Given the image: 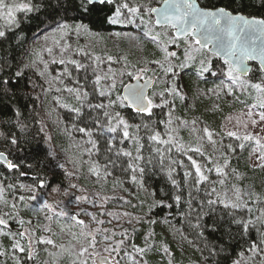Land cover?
<instances>
[{
    "label": "trees",
    "instance_id": "1",
    "mask_svg": "<svg viewBox=\"0 0 264 264\" xmlns=\"http://www.w3.org/2000/svg\"><path fill=\"white\" fill-rule=\"evenodd\" d=\"M198 1L204 6L223 5L233 11L264 16V10L248 6L249 0H243V4L241 0ZM22 2L31 3L34 11L14 13L13 23H9L5 16H0V31L5 32V36L0 37V150L6 152L16 166L9 169L0 163V184L6 200L25 205L22 210L23 216L7 212L8 217L10 216L5 218L8 224H13V218L30 219L37 215L36 211L31 213L25 202L30 200L28 199L30 195L37 196L38 191H43L52 199L50 204L53 206V211L49 212L48 209L41 208V205L37 208L39 207L46 216H52L50 221L56 226L57 231L61 230V222H64L62 217L71 225L77 226L76 228L83 229V225L76 223L80 219L73 213L78 208L73 209L72 206H78L76 204L78 197L92 192L91 195L105 199L108 206L104 210L108 214L113 213L114 216L121 218L118 230L108 231V228L104 229L100 225L98 232L102 237H107L113 245H120L119 258L123 262L130 259L140 264H155L157 260H159L157 264H168L169 261L177 264H199V261L208 264H217V261L219 264H233L241 254L264 258V254H253L249 251V246L253 242H260L264 227L256 225L248 233L240 236L237 235L235 226L229 227L228 224L232 215L250 219L259 214V209L264 208V167L251 162L250 153L256 146L253 142H242L240 138L230 137L220 129L223 117L228 111L248 104L259 106L262 97L258 96L251 87L255 83L264 84V72L259 66L254 63L248 76L234 73L237 80L233 83L227 76L228 65L224 64L223 59L211 55L204 49L202 50L203 58L200 61L210 60L211 70L219 74L212 76L204 73L203 76L198 77L196 73L200 64L179 70L180 75L173 80V83L180 89L184 99L165 93V99L170 102L171 113L169 114V107L153 108L152 116L149 118L147 114L137 115L131 109L120 106L121 85L119 83L112 96L97 97L94 92V75L89 73L91 69L77 70L76 65L70 63L65 70L62 69V73L74 85V91L57 94L65 105L71 104L70 109L62 106L63 114L61 115L62 124L69 130L68 134L51 129L46 123V93L48 90L51 93L56 91L48 88L46 80L36 68L24 67L25 64L22 62L32 38L39 32L52 28L55 23L49 19V9L45 7L46 0H5L8 5ZM127 2L132 6L136 4L150 7L157 0H127ZM120 28L132 27L122 24H97L91 31L106 34ZM153 28L162 27L155 25ZM169 28L171 27H167L171 32ZM142 35L147 39V58L152 61L162 60L159 56V48L162 47V44H159L160 39L156 38L153 41L151 33L146 35L145 31ZM178 50L181 49L178 48ZM112 69L122 82L130 78L127 73L131 71L128 69H120L119 66L115 69L113 66ZM17 72L22 74L17 76ZM169 75L164 74L163 78L168 79ZM67 80L64 84H67ZM165 82L169 84V81ZM230 88L232 93L229 95ZM84 92L88 93L87 97L83 95ZM111 101L116 103L109 106ZM160 103L161 97L160 102L156 104ZM96 104H104L106 107L103 109L89 107ZM105 111L110 117H115V113L119 112L130 125L129 131L133 139L124 140L121 143L122 130L101 136L96 124L99 120L107 126L108 121L104 118ZM169 120L171 124L166 123ZM112 123L116 124V120L113 119ZM145 123L149 124L148 130L143 127ZM136 125H140V128L137 129ZM82 128L85 129L84 132L80 131ZM204 128L212 132L214 143L204 135ZM157 131L165 140L171 137L174 144H181L180 139L177 138L179 134H190V132L199 134L204 155L201 156L195 152H188L185 155L176 151L174 145H158L164 152L163 163H161V157L153 150L157 145L148 139L149 135ZM111 137L114 139L109 145L108 140ZM78 139L84 141L85 148L75 145ZM13 140L16 143H12ZM93 141H95V147H93ZM140 145H143L141 154L144 160L137 162L136 147ZM183 146L185 150L190 148L184 144ZM169 147H171L170 152L166 151ZM65 149H69V154L77 156L80 160L79 154L85 155L93 167L92 171L87 174L82 167H78V164L76 167L73 166L70 158L64 155ZM257 149L264 155V145H257ZM123 152H131L132 158L124 156ZM189 156L208 177V180L201 185L194 184L195 168ZM150 158L152 163L148 164L147 161ZM225 160L228 162L226 167ZM129 163L134 165L139 163L145 171L133 172L129 168ZM80 164L83 166L84 163ZM216 167H220L224 174H217ZM170 168L172 177L180 185L178 189L173 188L168 178ZM209 169L212 170L209 171ZM185 172L191 173L187 182ZM134 176L135 179H133ZM40 180L45 182L43 188L37 186ZM21 185L25 187L22 188ZM77 185L80 186L79 189ZM213 188L215 192H212ZM81 191L85 192L81 194ZM237 192L240 195V201L236 200ZM176 194L181 195L179 203L174 200ZM20 197L24 199L21 200ZM217 197L228 203L248 202L252 212L249 214L247 208L225 209L222 204H217L214 206L211 218L209 215L201 214L198 221V210L204 207L205 212H208L207 200ZM161 200L172 206H156ZM189 201H191V208H189ZM70 204L73 205L70 206ZM58 208H63L68 215H58L62 211ZM111 208H116L117 211ZM41 212L39 214L44 215ZM73 216L77 220H73ZM132 216L135 220L133 224L130 221ZM126 217L131 226L122 222ZM161 220L173 232V236L161 238L157 235V239H163L159 240L162 242L160 248L154 247L148 252H137L135 249H142L138 239H141L143 233L149 230L161 232L157 229ZM198 222L201 225L199 228L195 227ZM214 222L220 225L217 231H212L210 227ZM6 229L12 234L19 233L13 232L12 226ZM71 231L76 233L74 229ZM229 231L235 239L229 238L226 234ZM15 237L20 236L15 235ZM7 239L8 237L4 236L0 246V251H3V246L5 247L3 251L5 254L8 246ZM35 239L34 249L43 257L49 249V244L39 243L43 237L36 236ZM222 247L224 251H220ZM261 247L264 248V245ZM164 248L168 249L167 254ZM213 249H215V255H211ZM18 255L23 264L29 262L26 259V252H18ZM61 262L70 264L71 258L66 259L62 256ZM0 264H14V260L6 254L0 256ZM72 264H78V262L74 261Z\"/></svg>",
    "mask_w": 264,
    "mask_h": 264
},
{
    "label": "rangeland",
    "instance_id": "2",
    "mask_svg": "<svg viewBox=\"0 0 264 264\" xmlns=\"http://www.w3.org/2000/svg\"><path fill=\"white\" fill-rule=\"evenodd\" d=\"M160 1L161 0H157L156 3H159ZM129 5L132 6L130 3ZM132 7L142 6L135 4ZM142 8L143 11H141L138 17L135 18L134 23L122 24L129 25L132 28L113 29L106 34L90 31L88 33L77 35L75 32L64 34L57 30L55 25L52 28L39 32L32 38L22 62L25 64L24 67L30 66L36 68L46 80L48 88L56 91L55 93H51L48 90L46 93L45 112L46 123L49 128L61 132H67L69 134V130H67L62 124L61 115L63 114L62 106L64 105V108L70 109L71 104L68 103V105H65V103L59 99V95L57 94L66 93L68 89L74 91V85L70 80L68 81L62 73V69L65 70L66 67L70 65L68 62L70 60H74L79 64L84 65V69L90 68L92 70H90L89 73L91 75L93 73L94 75V92L97 97H101L100 92L105 93L104 97L112 96L118 83L122 86L124 82L131 79L128 78L122 82L121 78L117 77L115 71L112 69L113 66L114 69L117 66H119L120 69H128V71L140 75L142 78H154L155 84L151 88V93H149V98H152L154 103L160 102L159 93L164 92L165 88H170L173 84V78L171 75H169L168 79L163 78L169 64L180 65L182 62H185L186 56L188 55L192 57V60L188 61L189 66L200 64V60L203 58V51L194 50L199 48V46L193 44L192 49H189L183 37L175 43L171 42L172 37L169 34L172 33V28H169L171 32L167 29L169 26L154 29L153 26L155 25L153 24V17L151 14L147 13V9L150 7L144 6ZM125 14L127 15L126 10ZM139 17H142L143 23L140 22ZM144 31L145 33H151L152 37L160 39L159 44H162V47L159 48V56L162 60H156L159 62L161 61L159 64L153 63L152 60L147 58V39L142 35ZM178 48L181 50H178ZM49 49L52 51L49 52ZM171 52H175L176 56L168 57V59H166V54ZM108 57H111L112 59L109 60ZM61 59H63L65 63H59ZM141 68L146 69V71L143 73L139 72V69ZM179 70L181 69L177 67L176 71L178 73L180 72ZM97 76L100 77L98 83L96 82ZM66 80L68 82L67 84H64V81ZM165 81H169V84L167 85ZM112 84H115V87H111ZM253 91L256 92L258 96L262 97L256 89L253 88ZM249 109L253 112L251 117L247 115ZM260 113H264V108L259 106L253 107V104H248L238 109L228 111L223 117L220 126V129L224 134L227 135L228 132H234L236 133V136L234 137H239L242 142H253L256 145L250 153V159L252 164L257 165L263 163V161L258 159L262 154L257 149V145H264V122L259 119ZM252 120H256L258 123L253 125ZM246 135L252 138L245 140L244 137ZM177 138L180 139L182 145L202 148L199 134L190 132V134H179ZM257 140H259V144L257 143ZM70 145L71 144H69V146ZM75 145L77 147L79 145L85 148V146H83L84 141L81 139H78ZM69 152V149H65L64 155L66 158H70L73 166L76 167L78 164V167H82L87 174L92 171L93 167L91 163L88 162L85 155L79 154V157L81 158L80 160L77 156L74 157V155H70ZM81 162L84 163L83 166L80 164ZM79 187L80 186L77 185V189H79ZM0 189H3L1 184ZM38 192L44 193L46 201L51 203L52 199L45 192ZM84 192L85 191H81L80 193L82 194ZM90 193L85 194L80 197V199H76V204H78L77 207L70 204L73 209L78 208V210L73 213L84 222L83 229L76 228L77 226L71 225L62 217L65 223L61 222V230L57 231L53 222L46 219V214L41 212L39 207L37 208V206L41 205L39 198L36 200H27L25 202V204H28L31 213L36 211L37 215H34L30 219L13 218V224H8V227L12 226L14 230L13 232L18 231L19 233H25L23 239L15 237V240L20 241L21 245L27 249L26 259L29 260V262H26V264H62V256H65L66 259L71 258L70 264L74 261H77L78 264H98L96 263V257L98 255L108 256L114 264H116L117 261L118 264H140L136 260L130 261L129 259L125 262L120 260L119 253L117 254V252L111 251V249L116 246L113 245L107 237L104 238L99 234L98 227H100V225H102V228L104 229L108 228V231H113L114 229L118 230V227L121 224V218L119 216H114L113 213L108 214L104 210L105 207L108 206L105 199H101L100 196L91 195ZM0 196H2V199H0V216L10 218V216L8 217V215H4L7 212L23 216L22 210L25 205L12 201L9 202L4 198L3 191L0 193ZM13 203L16 204L15 208L12 207ZM58 209L65 212L63 208ZM111 210L117 211L116 208H111ZM40 212L44 215L41 216L39 214ZM96 216H98V218H96ZM127 219L128 217L124 218L122 222L129 224ZM21 221H23V223H21ZM101 221L102 223H100ZM130 221L132 224L134 223L135 220L133 216ZM131 225L129 224V226ZM0 229L11 233V231L3 228V226H0ZM45 229L48 230L46 231ZM72 229L76 231L75 234L72 233ZM157 229L161 232L149 230L146 233H143L141 239H138L140 247L144 249L145 252L150 251L154 247H161L162 242H159V240L163 239H157V235H160L161 238L173 236V232L166 226V223L163 220L160 221ZM4 236L8 237V246L6 248V254H8V257L14 260V264H17V261H19V264H23L24 262L20 261V256L18 255L19 251L12 248L14 243L13 238L9 235H0V246H2L1 239ZM36 236L43 237L44 240L50 239L53 241L52 244L48 245L49 249L44 253L43 257H41L40 252H37L36 249H34ZM93 240H95L94 244L92 243ZM85 249L86 251H84ZM4 250L5 247L3 246V251ZM29 253H31V258H29ZM33 257H35V259H33ZM237 261H239V264H264V258L262 256L254 258L251 254H243ZM157 263H159V260H157L155 264ZM168 264L177 263L169 261ZM199 264L208 263L199 261Z\"/></svg>",
    "mask_w": 264,
    "mask_h": 264
},
{
    "label": "snow or ice",
    "instance_id": "3",
    "mask_svg": "<svg viewBox=\"0 0 264 264\" xmlns=\"http://www.w3.org/2000/svg\"><path fill=\"white\" fill-rule=\"evenodd\" d=\"M241 3L243 4V0H241ZM113 6L115 7L113 8ZM248 6L257 8L258 10H264V0H258V2L257 0H249ZM45 7L49 9V19H51L55 23L57 30L64 34L75 32L77 35L90 32L93 26L97 24L116 25L134 23L135 18H137L139 13L143 11L142 7L130 6L127 0H46ZM5 10L8 22L13 23L15 21L14 13L32 12L34 11V6L29 2L14 3L12 5H8L5 3V0H0V16H5ZM125 10L127 12V15L125 14ZM147 13H155L157 15L158 18L155 20L156 26L163 27L167 25L174 29V32L169 34L172 37L171 42L175 43L177 40L183 37L189 49H192L193 44H195L198 45L199 48L194 50L200 51L206 49L211 55L223 58L224 64L228 65L227 76L232 79L233 83H235L237 80V77L234 75V73H247L248 69L243 67L246 60L255 59L257 56H259L262 59V62H264V18H255V16L252 14H249V16L246 17L243 12H234L229 10L227 7L214 9L201 8L198 7L196 0H163L162 9L150 7L147 9ZM139 19L140 22L143 23L142 17H139ZM145 34L147 35V33ZM4 36L5 32L0 31V37ZM152 39L153 41H155L156 37H152ZM257 40H260L259 47L257 46ZM48 51L51 52L52 50L49 49ZM175 56L176 53L171 52L167 53L165 58L168 59V57ZM108 59L111 60L112 58L108 57ZM190 60H192V57L188 55L186 56L185 62H182L178 66L169 64V67L165 71V76H168L170 74L173 80H175L180 75V73L176 71V67H179L181 70H183L189 67L188 61ZM68 62L75 64L77 70L85 67L84 65H81L74 60H70ZM59 63L63 64L65 63V61L61 59ZM153 63L159 64L160 62L153 61ZM261 70L264 71V69ZM144 71H146V69H139V72L141 73H143ZM204 73H208L212 76H216L219 74L218 72H214L211 70L210 60L200 62V67L197 70L196 75L199 77L203 76ZM21 74L22 73L17 72L16 75L20 76ZM121 75H123V73ZM127 75L137 81L142 79V76L136 75L133 72H128ZM99 80L100 77L97 76L96 82L98 83ZM5 83H7V81H5ZM150 83H152L150 80H146L143 84L137 83L132 85H125V94L119 98L120 106L131 109L137 115L147 114V116L150 118L152 116L153 108L169 107V114L171 113L170 102L165 99V93L173 97L179 96L181 100L184 99V97L181 95L180 89L175 83H173L170 88L165 89V92L159 93L161 97V103L156 104L154 103V100L152 98H149L145 92V89L149 86ZM111 87H115V84H112ZM251 87L256 89L257 92L261 94L262 99L259 103V107L264 108V84L255 83L252 84ZM68 91H72V89H68ZM231 93L232 89L230 88L228 94L230 95ZM83 95L87 97L88 93L84 92ZM100 95L104 96L105 93L100 92ZM77 98H80L79 91L77 92ZM115 103V101H111L109 106L114 105ZM89 107L103 109L106 106L104 104H96L89 105ZM253 107H256V105H253ZM247 115L249 117L253 115L251 109H249ZM104 118L108 121L107 126H105L99 120L96 124L97 130L101 136H103L105 133H117L118 130H122L123 139L121 140V143H123L124 140L133 139L132 134L129 131L130 125L123 117H121L119 112L115 113V117H110L109 113L105 111ZM113 119L116 120V124L112 123ZM259 119L260 121L264 122V113L259 114ZM161 123L165 122L161 121ZM166 123L171 124V120L167 121ZM257 123L258 122L256 120H252L253 125H256ZM193 124H195V121H193ZM143 127L145 128V130H148L149 124L145 123ZM136 128L139 129L140 125H136ZM80 131L84 132L85 129L82 128L80 129ZM203 132L207 139L214 143V141H212V132L208 128H204ZM90 134L91 133H89V135ZM227 135L230 137H234L236 136V133L228 132ZM236 138L239 139V137ZM251 138L252 137L248 135L244 137L245 140ZM113 139L114 137L109 138V145H111ZM148 139L150 142L157 145L153 150L157 155L161 157V163H163L164 152L158 145H174L176 151L182 152L185 155L188 152H195L200 154L201 156L204 155L200 147H190L185 150L183 145L174 144V141L171 139V137L167 140L163 139L158 131L149 135ZM12 143H16V141L13 140ZM92 143L93 147H95V141H93ZM257 143L259 144V140H257ZM241 147H243V145H241ZM142 148L143 145L136 147L137 155L135 156V160L137 162L144 160V157L141 154ZM166 151L170 152L171 147L167 148ZM122 154L129 158H132L131 152H123ZM3 155V153H0V157H3ZM189 159L192 160L190 156ZM258 159L264 161V155L259 156ZM147 163L151 164L152 159H148ZM227 163L228 162L225 160V167L227 166ZM7 166L9 169L16 167L10 162L7 163ZM192 166L195 168V185H201L203 182L208 180V177L203 173L201 167L197 165L195 160H192ZM258 166L264 167V163H261ZM129 168L132 169L133 172L139 170L141 173H143L145 171V168L141 167L139 163L135 165L129 163ZM211 170L212 169H209V171ZM171 171L172 170L170 168L168 178L171 181L173 188L178 189L180 185L177 183L176 179L172 177ZM215 171L217 172V174H224L223 170L220 167H216ZM184 175L185 181L187 182L188 178L191 176V173L185 172ZM133 179H135V176L133 177ZM221 183H223V181H221ZM37 186L39 188H43L45 186V182L43 180H40ZM21 187L23 188L25 186L21 185ZM72 187H75V185H72ZM189 187H192V185H189ZM197 190L199 189L197 188ZM2 191L3 189H0V193H2ZM215 191V188H213L212 192ZM189 195L191 196V192H189ZM209 196H211V194H209ZM0 199H2V196H0ZM20 199L23 200L24 197H20ZM28 199L36 200L37 196L30 195ZM77 199L80 198L78 197ZM240 199V195L237 192L236 200L240 201ZM174 200L176 203H179L181 201V195L176 194L174 196ZM188 204L189 208H191V201H189ZM217 204H222L225 209L247 208L249 214H251L252 212V209L249 206L248 202L228 203L220 199L219 197H217L216 199L209 198L207 200L208 212H205L204 207H201L197 212L198 221L201 214L209 215V217L211 218V213L214 211V206ZM156 206L171 207L172 205L165 204V202L161 200ZM12 207L15 208L16 204L13 203ZM41 208L48 209L49 212L53 211V206L47 201L41 204ZM258 212V215L250 219L238 218L235 215H232V218L228 221L229 227L234 225L237 229V235L240 236L248 233L250 229L256 225L264 227V208L259 209ZM4 215L7 216L9 214L5 213ZM58 215L65 216L67 215V213L61 211L60 213H58ZM46 219L51 220L52 216H46ZM72 219L77 220L75 216H73ZM21 223H23V221H21ZM77 223L83 225L84 222L82 220H77ZM100 223H102V221ZM0 226H3V228L8 227L7 220L2 216H0ZM195 227H201L200 223L198 222ZM210 227L212 231H217L220 225L214 222ZM45 230L47 231L48 229ZM226 234L230 239H235V236L231 233V231ZM0 235H9L11 238H13L14 243L12 245V248L14 250L19 251L20 253H24L27 251V249L21 245L20 241L15 240V235H19L21 239H23V237L25 236L24 232L12 234L3 231V229H0ZM261 237L262 238L259 243L253 242L249 246V251L253 254H264V248L261 247V245H264V233H261ZM39 243L52 244L53 241L50 239H41ZM92 243L94 244L95 240H93ZM135 250L139 253L144 252V249L140 248H137ZM84 251H86V249ZM111 251L117 252L118 254L120 251V245L117 244L116 247L111 249ZM220 251H224V248L222 247ZM164 252L167 254L168 249L164 248ZM215 254V249H213L211 255ZM2 255H5V253L0 251V256ZM29 258H31V253H29ZM17 264H19V261H17ZM99 264H111V262L107 258H102L99 261ZM116 264H118V261L116 262ZM217 264H219L218 261ZM233 264H239V261H234Z\"/></svg>",
    "mask_w": 264,
    "mask_h": 264
},
{
    "label": "water",
    "instance_id": "4",
    "mask_svg": "<svg viewBox=\"0 0 264 264\" xmlns=\"http://www.w3.org/2000/svg\"><path fill=\"white\" fill-rule=\"evenodd\" d=\"M196 3H197V5H198V7H201V8H208V9H214V8H220V7H225V6H223V5H217V6H213V7H211V6H204V5H202V4H200V2L198 1V0H196ZM151 8H158V9H162L163 8V0H161L159 3H155V4H153V5H151L150 6ZM229 9V8H228ZM229 10H231V9H229ZM231 11H233V10H231ZM234 12H241V11H234ZM245 15H246V17L247 16H249V14H246V13H244ZM152 15V17H153V24L155 25V20L158 18L157 17V15L155 14V13H152L151 14ZM255 16V18H264V16H261V15H254ZM165 26H167V25H165ZM174 32V29H172V33ZM259 45H260V40H257V46L259 47ZM219 58H221V57H219ZM221 59H223V58H221ZM254 63H256L258 66H259V68L260 69H264V62H262V59L259 57V56H257L255 59H249V60H246L245 62H244V65H243V67H245V68H247L248 69V71H247V73L245 74V73H240V72H238L237 74H239L240 76H248L249 74H250V72H251V70H252V67H253V64ZM262 71V70H261ZM264 72V71H263ZM146 80H150L152 83H150L149 84V86L145 89V92H146V94L148 95V97H149V91H150V89L154 86V84H155V79L154 78H151V77H144V78H142L141 80H139V81H137V80H134V79H129V80H127L123 85H122V87H121V96H123L124 94H125V88H124V86L125 85H132V84H137V83H140V84H143ZM0 153H3L4 155H3V157H0V163H2V164H4L6 167H8L7 166V163L8 162H10V163H12V160H11V158L8 156V154L6 153V152H4L3 150H0ZM13 164V163H12ZM14 165V164H13ZM37 198H39V200H40V203L42 204L43 202H45L46 201V198H45V195H44V193H42V192H38V194H37ZM48 202V201H47ZM102 258H107L110 262H111V264H114L111 260H110V258L108 257V256H106V255H98L97 257H96V262L99 264V261L102 259Z\"/></svg>",
    "mask_w": 264,
    "mask_h": 264
},
{
    "label": "bare ground",
    "instance_id": "5",
    "mask_svg": "<svg viewBox=\"0 0 264 264\" xmlns=\"http://www.w3.org/2000/svg\"><path fill=\"white\" fill-rule=\"evenodd\" d=\"M124 83H125V82H124ZM124 83H123V84H124ZM123 84H122V85H123ZM121 87H122V86H121ZM121 97H122V96H121Z\"/></svg>",
    "mask_w": 264,
    "mask_h": 264
}]
</instances>
